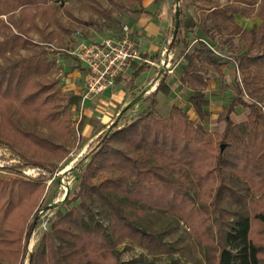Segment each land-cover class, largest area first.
Masks as SVG:
<instances>
[{
  "label": "trees",
  "instance_id": "16d2710c",
  "mask_svg": "<svg viewBox=\"0 0 264 264\" xmlns=\"http://www.w3.org/2000/svg\"><path fill=\"white\" fill-rule=\"evenodd\" d=\"M61 1L0 0V102L9 103L34 127L42 125L69 137L71 123L47 78L53 64L15 58L20 50L34 46L30 33L43 35L39 16L51 13L60 28L54 6ZM73 1L84 8L97 4V0ZM131 1L142 6L143 0ZM170 1L174 9L178 0ZM192 1L179 0V27L174 38V11L169 49L184 61L181 82L193 91L189 103L198 120L177 107L167 117L158 114L159 95L170 94L169 74H164L156 91L142 98L146 110L132 122L126 120L130 110L126 112L74 164L84 168L79 191L68 204H80L56 214L50 231L31 255L29 243L39 224L35 215L54 170L44 157L34 161L27 154L39 151L61 156L66 149L53 138L22 128L20 118L8 107L0 110V136H9L17 147L0 144L10 146L24 163L4 170L20 176L26 168L41 170L35 180L0 179V264H122L118 246L123 242L154 255L172 254L175 249L166 241L169 231L150 229L146 223L150 214L180 217L203 248L205 264H264V0L213 3L205 25L187 15ZM15 13H19L17 20ZM237 16L260 23L247 30L237 24ZM198 29L212 47L217 37L225 38V45H232L235 38L242 43L235 61L236 93L218 116V122L225 124L218 136L205 127L212 114L201 102L209 89L208 76L216 73L223 78L225 62L202 41L190 51V34ZM132 66L128 92L136 90L139 77L150 69L146 63ZM79 103L78 96L68 101L70 106ZM238 107L249 112L241 123L232 118ZM120 122L125 124L121 127ZM105 174L106 179L96 182ZM96 210L106 217L107 226L97 220Z\"/></svg>",
  "mask_w": 264,
  "mask_h": 264
},
{
  "label": "rangeland",
  "instance_id": "374dc122",
  "mask_svg": "<svg viewBox=\"0 0 264 264\" xmlns=\"http://www.w3.org/2000/svg\"><path fill=\"white\" fill-rule=\"evenodd\" d=\"M144 1L145 0L142 1V6H140L137 2L131 0H113V2L110 0H97V4H92L91 7L84 8L73 0H63L54 6L55 19L58 21L60 28L54 25L51 13L44 17L39 16L37 21L43 35L34 32L30 33L28 37L33 41L34 46L22 49L15 55V58L46 60L53 64L47 78L54 87L52 93L63 106L64 116L69 119L72 130L71 136L67 137L56 135L53 131L42 125L34 127L29 118L21 116L20 112H16L15 108L11 107L9 103L0 102V110L8 107L10 112L14 113L15 118H20L19 122L22 128L34 130L44 137L53 138L58 145L64 146L66 149L61 156L39 151L27 154L28 159L34 161L44 157L48 163L53 165L52 169L54 170L53 177L46 183L45 196L35 215V219L39 221V224L29 243V255L37 250L44 234L50 231L51 224L55 220L56 214L59 211L67 212L69 208L77 207L80 204L79 201L73 202L71 206L68 204V202H71L76 197L79 191L82 169L84 168H75L74 164L86 153L90 144L96 138L104 131H109L110 127H112V124H114L116 118L123 110L121 109L116 112L114 117L110 120H106L108 122L103 124V119L106 117L105 110L99 109L97 112H92L90 107L80 103L70 106L68 104L69 99L76 96V90L73 89L71 85H77V83L73 78L68 77L70 74L66 72L62 65L64 62L68 61L74 71H79L82 76H85L84 70L77 66L76 60L70 56L68 52L75 50L82 42L100 41L107 37L123 38L125 28L131 30V32H129L130 39L136 43V47L141 54L139 47L140 37H137L133 32L132 21L136 14L149 13L143 8ZM158 1V5L156 0L153 2L157 7H160L161 3L165 2V0ZM213 3L224 6L227 4V0H210V3H205L204 0H193L187 7V13L200 25L203 23L205 25L206 16L209 13L208 11L213 7ZM159 9H155L154 7L150 10L155 12L159 11ZM176 10L177 5L174 8V11ZM13 17L14 20H17L19 18V13H15ZM2 20L5 22L10 21L9 18L6 17H3ZM13 30L14 33H16V29L14 28ZM197 35L203 37L202 34ZM198 36L196 37L197 40ZM193 37L194 36L191 38ZM0 40H3L1 35ZM224 40L225 38L223 37H217L215 39L216 46H213V48L218 53L216 55L221 58L226 65L232 64L237 66L235 65L238 56L237 50L241 47L242 43L238 38H235L232 45H225ZM194 42V39L189 42L191 51L197 46ZM169 43L166 42L164 45V50L161 52V60L166 57L168 59L171 57L170 59L173 66H176V69L182 68L184 62L179 61L177 56L170 51ZM152 53L153 55L160 54L159 52ZM161 60L157 61L158 65H161ZM58 61L60 62L58 63ZM0 62L2 63L1 59ZM151 69L152 77L155 78L156 75L160 74V69ZM161 77H159V79H161ZM70 79L71 81H69ZM81 79L82 81L79 83H82V86L85 87V77ZM209 80L211 81L210 90L216 93V101L219 102L218 107L222 108L225 107V105H229L236 93L235 80L229 83L226 79H220V85H216L212 78H209ZM82 86H80V88ZM82 91L85 92V90ZM101 104L102 102H100V105ZM131 110H134V112L131 113ZM131 110L126 116L128 122L134 121L142 113V110L135 109V106H133ZM248 113V110L238 107L237 113L232 117L233 121L235 123L244 122ZM158 114L161 117L168 116L167 112L161 109ZM218 115L209 117L205 120V127L216 136L221 135L225 129V124L218 122ZM191 117L194 119L193 114H191ZM81 123H83L82 129L80 128ZM124 124L125 122H120L119 125L122 127ZM86 126H90L91 128L89 132L85 134L84 130ZM0 141L10 146L17 147V145H15L16 143L9 136H0ZM10 146H2L0 144V179L7 182L16 179H39L41 175V170L39 169L26 168L23 170V176L4 170L5 166L16 167L24 164ZM19 148L21 149V147L18 146V149ZM107 177V174L99 176L96 182L99 183ZM96 213L97 220L107 226L108 221L106 217L102 214H98V210H96ZM146 223L152 230H168L170 234L166 238V241L174 247L175 251L170 255H154L138 245L123 242L118 246L122 264H205V252L203 248L196 242L194 236L184 222L181 221L180 217L150 214L146 218ZM25 264H28V261H26Z\"/></svg>",
  "mask_w": 264,
  "mask_h": 264
},
{
  "label": "crops",
  "instance_id": "0c3cea01",
  "mask_svg": "<svg viewBox=\"0 0 264 264\" xmlns=\"http://www.w3.org/2000/svg\"><path fill=\"white\" fill-rule=\"evenodd\" d=\"M154 0H145L143 2V8L146 9L149 13L147 14H136L133 18L132 24H133V32L134 34L139 38V47L141 51V55L148 54L150 57H160L161 60V52L164 50L165 43H169V37L173 28V14L174 9L172 8L171 1L165 0V2L161 3V8L155 6L153 4ZM159 4V3H158ZM157 4V5H158ZM159 9V11H151L150 9L154 8ZM188 11V10H187ZM188 15V13H187ZM189 16V15H188ZM237 24L244 29L251 30L255 25H258L260 22L257 19H249L246 17L237 16L236 17ZM197 34H203L201 29L196 30L193 34H190L189 42L191 40H197ZM194 36L193 38H191ZM198 40L206 41L205 37L198 36ZM207 42V41H206ZM191 51V47H190ZM152 52H159V55H153ZM173 53V52H172ZM159 60V61H160ZM151 62H154L156 65H158V60H148ZM182 61V60H179ZM77 62V61H76ZM184 62V61H183ZM138 66L143 65V62H136ZM184 65V63H183ZM182 65V66H183ZM236 65V64H235ZM66 72L69 73L68 77L73 78V80L76 81L77 85L73 84L71 85L73 89L76 90L75 95L82 98V95L84 93L85 87L82 86V83H79L82 81V77L85 76L81 74L79 71H74L73 67L70 65L68 61L64 62L63 65ZM77 66L81 67L82 70L85 69L77 62ZM150 66V65H149ZM159 69L157 66H150V69H148L144 74H142L136 84V90L133 92L127 91V84L134 72L133 66L129 69L127 74L122 77L121 82L117 84L116 88L112 91H108L104 93L102 96H100L95 101H89L86 103L87 107H90V110L92 112H97L99 109L105 110V118L103 119V124H106L114 115L116 112H118L121 109H124L127 105L132 103L137 97H139L141 94H151L156 91V89L159 86L160 79L159 74L156 75V77H152V69ZM223 72V78H221L216 73H211L208 78H212L214 83L216 85L221 84L220 79H226L227 82L231 83L233 80L238 77V69L237 66H234L232 64H225L222 68ZM183 76L182 68H177L174 72V74L169 75L168 78V84L170 87V94L169 96H166L164 94H160L158 97V104L156 106V110L159 112L160 109L163 111H166L169 115L171 109L173 107L180 108L182 110H186V112L191 116V114L194 115V120H198L193 106L189 103V98L193 95V91L189 89L186 85H184L181 82V78ZM162 78V77H161ZM71 81V79L69 80ZM84 85V84H83ZM80 86H82L80 88ZM211 87V81L209 80V89L205 92V100L201 102V106L211 112L212 116L214 117L216 115H220L224 108L228 105H225V107H218V101H216V93L212 92L210 89ZM82 100V99H81ZM100 102L102 104L100 105ZM81 104V103H80ZM147 105L143 104L141 101H139L135 105V109H140L142 112L146 110ZM131 113L134 112V110L130 111ZM162 112V111H161ZM129 114V113H128ZM218 115V116H219ZM193 118V117H192ZM90 126L85 127V134L89 132Z\"/></svg>",
  "mask_w": 264,
  "mask_h": 264
},
{
  "label": "built area",
  "instance_id": "2783aa9c",
  "mask_svg": "<svg viewBox=\"0 0 264 264\" xmlns=\"http://www.w3.org/2000/svg\"><path fill=\"white\" fill-rule=\"evenodd\" d=\"M129 32L131 30L125 28L123 38L107 37L100 41L82 42L75 50L68 52L85 69V92L81 98L82 105L95 101L104 93L114 90L117 80L127 74L132 63L143 62L150 66H157L160 70L165 67L166 73L174 74L176 66H173L171 57L163 58L161 65L143 60L136 43L130 39ZM199 41L202 40H196L194 44ZM202 42L218 54L210 44L206 41Z\"/></svg>",
  "mask_w": 264,
  "mask_h": 264
},
{
  "label": "water",
  "instance_id": "95a60500",
  "mask_svg": "<svg viewBox=\"0 0 264 264\" xmlns=\"http://www.w3.org/2000/svg\"><path fill=\"white\" fill-rule=\"evenodd\" d=\"M176 13V30H175V34H174V38L175 36L177 35V31H178V27H179V0H178V3H177V10L175 11ZM166 74L165 72V67H163L160 71V74H159V77H161L162 75ZM146 95V93H143L141 94L139 97H137L132 103H130L129 105H127L123 110L122 112L118 115L116 121L114 122V124H112V127H110L108 133H110L113 128L119 123V121L121 120L122 116L128 112L129 110H131V108L133 106H135L139 101L142 100V98ZM225 149V146H222V150Z\"/></svg>",
  "mask_w": 264,
  "mask_h": 264
},
{
  "label": "bare ground",
  "instance_id": "6f19581e",
  "mask_svg": "<svg viewBox=\"0 0 264 264\" xmlns=\"http://www.w3.org/2000/svg\"><path fill=\"white\" fill-rule=\"evenodd\" d=\"M68 194V193H67Z\"/></svg>",
  "mask_w": 264,
  "mask_h": 264
}]
</instances>
